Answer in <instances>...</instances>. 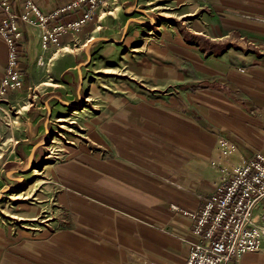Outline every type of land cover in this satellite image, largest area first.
Listing matches in <instances>:
<instances>
[{
  "label": "crops",
  "instance_id": "1",
  "mask_svg": "<svg viewBox=\"0 0 264 264\" xmlns=\"http://www.w3.org/2000/svg\"><path fill=\"white\" fill-rule=\"evenodd\" d=\"M12 1L21 12V0ZM35 1L48 14L78 0ZM196 1L204 15H214V24H207L220 50L193 49L180 41L181 34L164 39L168 59L183 66L182 83L168 92H136L134 99L94 117L70 155L49 161L59 186L56 200L65 212L40 235L3 244L0 264H186L194 239L189 213L199 211L204 198L245 160L264 156V0ZM83 9L79 3L62 11L50 26L77 19ZM71 39L61 35L60 48L45 51L43 65L37 64L40 42L34 31L26 28L20 41L22 89L48 103V113L54 104L75 100L72 79H62L72 70L61 61L75 54L60 53ZM227 42L230 47L222 50ZM53 59L61 66L57 61L43 73ZM6 61L0 36V79ZM74 92L77 98L82 94L79 85ZM48 116L28 114L21 138L29 155L50 151L31 145L50 135ZM1 147L0 172L12 156L19 157L15 148L6 153ZM263 258L247 251L229 264H263Z\"/></svg>",
  "mask_w": 264,
  "mask_h": 264
},
{
  "label": "rangeland",
  "instance_id": "2",
  "mask_svg": "<svg viewBox=\"0 0 264 264\" xmlns=\"http://www.w3.org/2000/svg\"><path fill=\"white\" fill-rule=\"evenodd\" d=\"M203 7L196 0H105L80 30L64 33L72 39L60 53L75 54L70 60H61L62 67L72 70L62 78L72 79V103L54 104L48 113V103L22 88L13 91L11 97L7 95L10 121L0 126V146L7 148L6 153L15 148L19 157L12 156L11 164L0 172V248L7 242L40 235L49 225L56 226L55 216L65 211L56 200L59 186L49 161L70 155V147L85 139V129L94 117L113 110L127 98L134 99L136 92H168L182 83L183 66L168 59L164 39L181 34L184 40L180 41L193 49L206 45L210 51L220 50L221 44L211 38L214 33L208 27L214 24V15H204ZM60 46L59 40L55 48ZM229 47L227 42L222 50ZM55 60L43 66V73L56 66ZM44 80L52 82L49 77ZM77 85L82 91L78 98L74 92ZM76 104L78 108H74ZM29 113L52 119L53 127L44 143L43 137L31 140V145L40 144L50 151H37L33 156L29 146L22 145ZM59 117L63 120H57ZM50 152L51 157L45 158ZM22 178L26 185L18 190ZM258 251L264 257V237Z\"/></svg>",
  "mask_w": 264,
  "mask_h": 264
},
{
  "label": "built area",
  "instance_id": "3",
  "mask_svg": "<svg viewBox=\"0 0 264 264\" xmlns=\"http://www.w3.org/2000/svg\"><path fill=\"white\" fill-rule=\"evenodd\" d=\"M104 1L78 0L45 14L35 0H21V12L15 11L12 0H0V36L7 45L6 69L0 79V126L10 121L7 95L24 86L19 63L26 28L39 39L37 64L43 65L45 51L58 46L64 33L86 25ZM79 3L84 9L77 19L50 26L62 11ZM189 215L194 239L186 264H229L238 262L244 252L258 251L264 237V156L256 154L245 160L227 182L204 198L199 211Z\"/></svg>",
  "mask_w": 264,
  "mask_h": 264
},
{
  "label": "bare ground",
  "instance_id": "4",
  "mask_svg": "<svg viewBox=\"0 0 264 264\" xmlns=\"http://www.w3.org/2000/svg\"><path fill=\"white\" fill-rule=\"evenodd\" d=\"M48 138V136L45 137V139ZM24 186V182L20 181L19 184L17 185V188L19 187H23Z\"/></svg>",
  "mask_w": 264,
  "mask_h": 264
}]
</instances>
